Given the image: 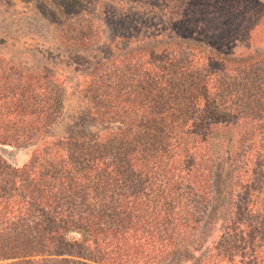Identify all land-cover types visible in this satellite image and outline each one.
Segmentation results:
<instances>
[{
  "label": "trees",
  "instance_id": "1",
  "mask_svg": "<svg viewBox=\"0 0 264 264\" xmlns=\"http://www.w3.org/2000/svg\"><path fill=\"white\" fill-rule=\"evenodd\" d=\"M102 60L57 133L66 79L0 57V145L30 148L0 155V264H264V56L172 42Z\"/></svg>",
  "mask_w": 264,
  "mask_h": 264
},
{
  "label": "rangeland",
  "instance_id": "2",
  "mask_svg": "<svg viewBox=\"0 0 264 264\" xmlns=\"http://www.w3.org/2000/svg\"><path fill=\"white\" fill-rule=\"evenodd\" d=\"M76 31L92 34L89 43L73 40L81 36ZM2 33L0 57L5 61L24 70L45 65L66 79L69 119L59 125V133L85 113L88 106L77 85L98 59L105 63L110 55L172 42L228 60L264 56V0H0ZM29 150L0 145V155L16 165L28 158ZM225 197V187L216 184L212 213L222 208Z\"/></svg>",
  "mask_w": 264,
  "mask_h": 264
}]
</instances>
